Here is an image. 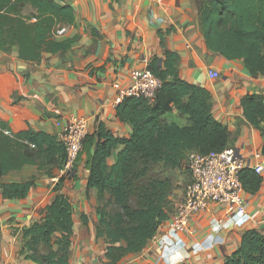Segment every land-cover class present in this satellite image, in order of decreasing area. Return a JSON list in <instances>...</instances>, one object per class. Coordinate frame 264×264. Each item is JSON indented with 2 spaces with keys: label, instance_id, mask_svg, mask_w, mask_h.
Masks as SVG:
<instances>
[{
  "label": "trees",
  "instance_id": "1",
  "mask_svg": "<svg viewBox=\"0 0 264 264\" xmlns=\"http://www.w3.org/2000/svg\"><path fill=\"white\" fill-rule=\"evenodd\" d=\"M74 23V8L66 2L0 0V51L15 49L19 60L39 63L44 53L71 48L75 37L61 40L57 31ZM198 26L209 49L228 60H242L252 75L264 76V0H202ZM179 60L178 53L169 49L162 58L152 57L148 67L162 80L155 98L126 96L115 108L116 117L130 126L129 136H117L99 121L84 138L68 171H75L80 160L89 169L87 186L97 189L99 201L96 236L105 240L107 264H118L126 255L140 252L169 218L174 184L167 170L178 168L190 150L208 153L229 146L230 131L213 115L210 91L185 80ZM16 100L13 97V103ZM240 104L247 122L264 133L263 94L246 93ZM174 108L186 116V124L164 118ZM114 152L116 160L110 163ZM66 159L65 145L57 134L31 125L13 131L0 119V177L25 165L52 177L64 168ZM65 176H59L56 194L42 217L22 230L20 253L34 264L69 263L73 207L60 192ZM239 177L249 193H255L262 182L261 174L250 167L241 169ZM36 178L0 181L1 196L27 197ZM221 264H264V222L246 230Z\"/></svg>",
  "mask_w": 264,
  "mask_h": 264
},
{
  "label": "crops",
  "instance_id": "2",
  "mask_svg": "<svg viewBox=\"0 0 264 264\" xmlns=\"http://www.w3.org/2000/svg\"><path fill=\"white\" fill-rule=\"evenodd\" d=\"M59 1L74 8L75 23L58 35L61 40L75 37L70 49L44 53L39 63L19 60L15 49L0 51V119L13 131L31 125L58 134L62 123L76 115L87 120L89 133L103 121L113 134L129 136L130 126L115 115V97L127 86L133 69L148 64L154 56L162 58L169 49L179 55L181 76L210 91L213 115L230 131L229 147L239 151L250 165L262 159L264 133L247 122L240 99L246 93L264 96V76L252 75L242 60H228L206 46L198 26L202 0ZM210 70L219 75L210 77ZM13 97L17 99L14 103ZM169 113L180 118L182 125L187 123L186 116L175 108ZM115 160L116 152L109 157L110 163ZM43 174L36 166L25 165L0 177L2 182L37 177L28 196L19 200L3 198L0 189V264H34L20 253L22 230L42 217L61 175L66 176L60 192L68 196L73 207L68 264H107L105 240L96 236L97 189L87 186L89 169L84 160L70 174L65 169L52 177ZM260 174L259 189L242 193L246 215L235 212V223L229 229L219 233L211 230L210 219L222 212L213 207L193 218L192 232L181 234L186 243L181 264H221L238 247L246 230L263 224L264 171ZM181 195L171 194L169 217ZM167 220L157 230H163L157 243L151 238L140 252L126 255L118 264H166L159 251L173 238L164 231Z\"/></svg>",
  "mask_w": 264,
  "mask_h": 264
},
{
  "label": "built area",
  "instance_id": "3",
  "mask_svg": "<svg viewBox=\"0 0 264 264\" xmlns=\"http://www.w3.org/2000/svg\"><path fill=\"white\" fill-rule=\"evenodd\" d=\"M66 26L58 29L57 34L64 33ZM216 70H210V77H217ZM162 80L148 67V64L131 71L127 86L119 89L115 102L119 103L126 96H141L152 101ZM58 124L62 122H57ZM88 122L84 117L72 115L62 123V130L57 134L63 141L67 159L64 164L66 171H70L82 147V142L89 133ZM189 171L181 199L176 205L166 223L164 231L172 233V241L163 243L159 251V258L166 264H181L184 262L186 243L181 234L192 232L190 223L193 218L212 207L222 211L210 219V228L214 233L229 229L234 225V213L246 215L244 191L239 173L244 167H250L255 172L264 171V156L250 165L244 156L234 147H225L220 151L201 153L197 150L187 152L184 160ZM163 230L156 232L152 241L157 243ZM102 264V263H97Z\"/></svg>",
  "mask_w": 264,
  "mask_h": 264
},
{
  "label": "rangeland",
  "instance_id": "4",
  "mask_svg": "<svg viewBox=\"0 0 264 264\" xmlns=\"http://www.w3.org/2000/svg\"><path fill=\"white\" fill-rule=\"evenodd\" d=\"M166 116H167L166 119H169L170 121H175L178 124L182 125L183 121L180 118L176 116H172L170 113L166 114ZM167 174L172 178L174 184V188H173L174 192H172V194L174 193L178 197V195H180L183 192L184 187L189 180V171L187 169L186 162L183 161L178 168L167 170Z\"/></svg>",
  "mask_w": 264,
  "mask_h": 264
}]
</instances>
